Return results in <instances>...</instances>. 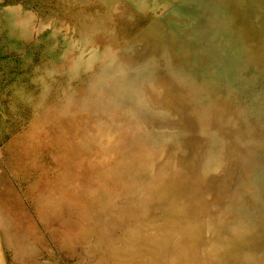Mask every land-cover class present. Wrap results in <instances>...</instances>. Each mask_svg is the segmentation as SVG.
<instances>
[{
	"label": "rangeland",
	"instance_id": "1",
	"mask_svg": "<svg viewBox=\"0 0 264 264\" xmlns=\"http://www.w3.org/2000/svg\"><path fill=\"white\" fill-rule=\"evenodd\" d=\"M0 264H264V0H0Z\"/></svg>",
	"mask_w": 264,
	"mask_h": 264
}]
</instances>
